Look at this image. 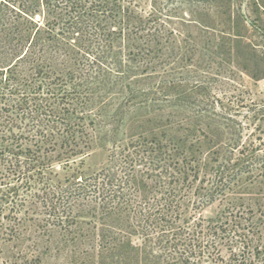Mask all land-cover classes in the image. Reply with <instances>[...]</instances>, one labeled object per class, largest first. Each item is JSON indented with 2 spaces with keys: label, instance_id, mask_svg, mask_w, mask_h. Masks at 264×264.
<instances>
[{
  "label": "trees",
  "instance_id": "trees-1",
  "mask_svg": "<svg viewBox=\"0 0 264 264\" xmlns=\"http://www.w3.org/2000/svg\"><path fill=\"white\" fill-rule=\"evenodd\" d=\"M252 32L264 0H0V264H262Z\"/></svg>",
  "mask_w": 264,
  "mask_h": 264
},
{
  "label": "rangeland",
  "instance_id": "rangeland-1",
  "mask_svg": "<svg viewBox=\"0 0 264 264\" xmlns=\"http://www.w3.org/2000/svg\"><path fill=\"white\" fill-rule=\"evenodd\" d=\"M209 7H211L209 5ZM237 10L240 11V13L242 15H250V9L245 8L244 5H241V8L238 7L236 8ZM205 12V11H204ZM213 8H210V12L211 15L210 16H214L212 14ZM206 13V12H205ZM248 21H246L247 23ZM240 28V27H239ZM235 31L238 32H243L242 30H239L236 28H234ZM253 33V32H252ZM250 41L252 43V45H259L257 46L255 49L256 51V56L258 55V57L260 59H262L261 56V52H264V38L261 37V35L253 33V36L250 37ZM227 48V45H226ZM225 48V50H226ZM233 48H236V46H233ZM237 51L239 54H243V49L241 50V46L237 47ZM253 57V56H252ZM254 58V59H253ZM252 59H250V61H247L249 58L243 56L240 58L239 55V66H238V75H239V71H241V78L237 81L238 83H241L242 85H244V89H242V91H244V93L242 92L241 94V99L244 101V104H246L247 106H249V102L253 103L254 105H256V107L254 108V110L262 115H264V77L260 78V79H252L251 76L249 75V73H252V71H254V63L256 64V66L260 67V68H264V62H257V58L253 57ZM252 61V63H251ZM264 61V60H263ZM246 68V69H244ZM252 108V107H251ZM137 118H139L140 120H144L147 116L145 115V113L143 111H139L137 114ZM129 118V116L127 117ZM241 120V119H239ZM126 133V131L128 132V128L124 127L123 129L120 128V133L119 135L122 136V132ZM106 147L105 148H100L97 149L96 151H94L93 153L89 154L88 156H86L83 159V166H81V171H83L85 174H93L97 171H99L106 163V157H107V152H106ZM1 172V169H0ZM257 191V190H256ZM218 208L217 206H212L209 208H205L204 210H202L200 212L201 216L203 217H216L218 214ZM30 244V242H25V245ZM25 247V246H24ZM51 264H63L64 261H62V259L59 257V260H55L53 257L51 259ZM262 264H264V262H261Z\"/></svg>",
  "mask_w": 264,
  "mask_h": 264
}]
</instances>
